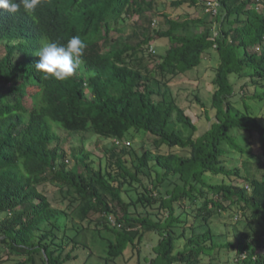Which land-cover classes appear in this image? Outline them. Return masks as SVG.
<instances>
[{
  "label": "trees",
  "instance_id": "16d2710c",
  "mask_svg": "<svg viewBox=\"0 0 264 264\" xmlns=\"http://www.w3.org/2000/svg\"><path fill=\"white\" fill-rule=\"evenodd\" d=\"M186 3L206 16L171 19L156 0H40L32 14L0 10V264H30L40 253L45 264L72 260L56 246L61 212L39 190L48 182L63 191L81 222L93 214L114 217L116 225L106 227L116 236L108 262L152 232L158 240L148 264H219L224 256L230 264H264V91L257 92L264 90V0L174 5ZM135 16L146 22L144 37L113 48L123 35L120 22ZM77 35L86 48L72 77L44 79L36 72L35 53L45 42L66 44ZM161 38L171 46L156 54L151 43ZM212 51L219 57L215 114L197 135L193 119L167 94ZM244 73L250 83L240 95L232 77ZM62 131L124 143L151 135L169 149L153 160L157 194L143 185L137 200L124 197L130 193L124 186L142 183L139 176L152 168L151 151L138 157L133 172L128 145H114L106 149L103 171L90 162L91 151L65 149ZM233 151L248 155L241 166ZM140 206L165 216L154 220ZM235 215L240 219L231 229L213 226Z\"/></svg>",
  "mask_w": 264,
  "mask_h": 264
},
{
  "label": "rangeland",
  "instance_id": "374dc122",
  "mask_svg": "<svg viewBox=\"0 0 264 264\" xmlns=\"http://www.w3.org/2000/svg\"><path fill=\"white\" fill-rule=\"evenodd\" d=\"M181 0H156L157 10L164 15H168L171 19H186L190 14L191 18H203L206 16L205 11L202 9H194L189 6V3L184 4L181 7L174 5L175 2ZM209 11V10H208ZM153 21L157 24L158 28L161 26L164 30L167 29L165 25H162L163 19L154 17ZM146 22L139 16L127 18L125 21H121L119 27L123 30V35L120 41L114 45L113 48H119L124 46L127 42L135 44L139 41L137 36L144 37ZM152 49L156 54H165V52L171 46L169 39L161 38L156 39L151 43ZM219 67V57L215 51L208 53L204 56L202 65L195 71L186 75H181L176 78L170 84V92L167 94L169 101L175 100L176 104L186 111V114L190 116L194 123L199 128L197 135L202 133L209 125L208 114L214 116L215 111L212 108V99L216 91L214 85V79L216 76L217 68ZM244 75V76H243ZM242 76L236 75L232 77V83L235 86V90L238 94H242L244 89L242 88L247 83H250V78L244 73ZM263 89H258L257 92L262 93ZM256 91L251 90V93ZM257 102V101H252ZM204 105V107H203ZM239 107L243 108L244 104L241 101L238 103ZM176 113L174 112V119ZM177 128L181 129L179 124H176ZM188 135L189 132L186 131ZM134 140H129L127 151L129 154L126 156L127 164L136 172L139 167V156L142 155L145 150L152 152L151 169H145L146 175H140L142 183L134 182L133 185L126 184L124 189H129V195H125L126 199L132 196L135 200L141 193H144V186L148 185L154 195L157 194L156 185L158 181L155 177L157 168L154 164V159L160 153H167L169 149L166 146L161 145L151 135H136ZM60 144L67 150L73 151L74 154H78L81 149H86L93 153L90 162L93 163L95 169L107 170L106 149L114 146L113 140H104L100 137L92 134H75L73 136L64 133H60ZM182 154V151L177 150ZM235 160L241 162L245 161L248 155L239 156L236 151L232 152ZM71 157V156H70ZM69 157V158H70ZM240 157V158H239ZM217 180V179H215ZM39 190L47 195L52 206L61 212V218L58 221L59 230L57 231L58 240L56 246L61 244L64 249V255H71L72 260L67 264H148L146 258L151 256V249L156 244L158 238L152 232H144L141 243L136 241L135 246L130 245L124 255L117 258L114 261H107L108 246L110 242L116 241V236L113 232L106 227L110 225L113 228L114 217H106L105 219L101 214H93L85 222H81L76 217L74 212V206H69V200L64 195L63 191L52 183H44L39 186ZM138 212L142 215L151 214V218L154 220L161 219L165 214L158 216V211L152 208L145 210L142 206L139 207ZM240 216L235 215L234 220L231 222L227 219H216L213 226L215 228H224L228 225L235 224ZM228 229L231 227H227ZM233 230V229H232ZM233 235V234H232ZM234 240L237 239V235L234 234ZM75 238L77 244L71 240ZM60 243V244H59ZM6 257V256H5ZM24 258L22 261H26ZM16 261L11 259L8 264H15ZM219 264H230L227 256L222 257ZM30 264H45L42 260V254H35L34 260ZM236 264V263H235Z\"/></svg>",
  "mask_w": 264,
  "mask_h": 264
},
{
  "label": "clouds",
  "instance_id": "9594fccd",
  "mask_svg": "<svg viewBox=\"0 0 264 264\" xmlns=\"http://www.w3.org/2000/svg\"><path fill=\"white\" fill-rule=\"evenodd\" d=\"M40 0H0V10L8 14L23 11L32 14ZM86 48L85 42L77 35L72 36L66 44L49 40L35 53L38 57L35 63L37 73L43 74L44 79L54 78L64 81L73 76L80 64V59Z\"/></svg>",
  "mask_w": 264,
  "mask_h": 264
},
{
  "label": "built area",
  "instance_id": "2783aa9c",
  "mask_svg": "<svg viewBox=\"0 0 264 264\" xmlns=\"http://www.w3.org/2000/svg\"><path fill=\"white\" fill-rule=\"evenodd\" d=\"M215 6H217V4H216ZM113 144H114L116 147H121V146L124 145V144L129 145L128 142H127V143H124V142H121L120 140H117V139H114V140H113ZM115 225H116V222L114 221V225H113V226H115Z\"/></svg>",
  "mask_w": 264,
  "mask_h": 264
}]
</instances>
